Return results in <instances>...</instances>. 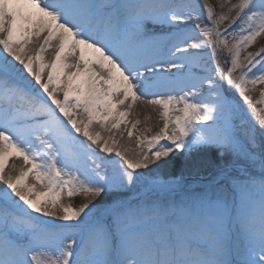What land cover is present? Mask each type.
I'll use <instances>...</instances> for the list:
<instances>
[{
  "label": "snow or ice",
  "instance_id": "6c2138e0",
  "mask_svg": "<svg viewBox=\"0 0 264 264\" xmlns=\"http://www.w3.org/2000/svg\"><path fill=\"white\" fill-rule=\"evenodd\" d=\"M218 6L0 0V264H264V0ZM194 152L199 190L162 174Z\"/></svg>",
  "mask_w": 264,
  "mask_h": 264
},
{
  "label": "rangeland",
  "instance_id": "374dc122",
  "mask_svg": "<svg viewBox=\"0 0 264 264\" xmlns=\"http://www.w3.org/2000/svg\"><path fill=\"white\" fill-rule=\"evenodd\" d=\"M210 2L215 7V10L219 12L220 8L218 6V0H210ZM235 2L236 0H232V3ZM225 11H227V9H225ZM261 47H264V35L260 36L253 45L249 46L246 49V51H242L241 56L243 57L246 52H256ZM261 88H264V85H258L257 89L251 93L254 101L256 99H259ZM235 95L237 96V98H239L238 93H235ZM245 107L247 106L245 105ZM257 107H264V105H257ZM194 156L195 152L193 153V158ZM197 161H202V163L199 164L197 167H194L193 171H187L183 166V157L181 155H178L177 160L173 162V165L167 169L164 175L182 177L183 183L186 186L195 190H199L200 186L205 183L212 174L215 173V164L214 158L211 156V154H208L207 157H205L203 154H199ZM28 178L35 179L32 175H30ZM63 199L65 203L71 202L73 206H78L80 203L83 202L84 197L78 194L72 197L71 201H69L66 196ZM110 199L111 195L105 198V202ZM177 199H179V196L177 197Z\"/></svg>",
  "mask_w": 264,
  "mask_h": 264
},
{
  "label": "bare ground",
  "instance_id": "6f19581e",
  "mask_svg": "<svg viewBox=\"0 0 264 264\" xmlns=\"http://www.w3.org/2000/svg\"><path fill=\"white\" fill-rule=\"evenodd\" d=\"M40 42H42V39L38 40V38H36V37L32 38V43L27 46L28 48H30L32 50V52L30 54L35 52V50H36V48H38V45H39ZM53 43H55V42H53ZM51 59H52V49L49 48L45 52V60L47 62V61H49ZM49 70L50 69H48V68H46L44 70L45 78H46L47 72ZM66 71H67V69H66ZM60 98L61 99L63 98L62 93L60 94ZM77 111L82 113V110H77ZM158 113H159V108L157 106L148 105L146 103H143V104L138 103L135 106V108H134V114L129 117V119L138 118L141 121V124L138 125L137 129L134 130V131H138V130L142 129L146 124L148 126H150L153 129V131L157 130L158 127L161 124V121L159 119ZM96 127H97V131H100L101 135L104 138H108L109 133H108V131L106 129L100 128L98 125ZM109 127H110V124H109ZM120 131L124 132V136L120 137L119 134H117V136L115 138L118 139L122 144H131L132 147H135V141L134 140L129 141V139L127 137V131H126L125 125H121V128H120V130H118V132H120ZM198 157H199V153H195V156H194L193 159L197 160ZM13 165H15V169L14 170H13ZM21 167H26L24 165L23 159L22 158L13 157V158H11L8 161V164H7V167H6V171L12 170L13 171V175H18L19 174V170H20ZM193 168L194 167H185V169L187 171H193ZM167 169L168 168L163 169L162 170V174L166 173ZM27 181L29 183H32V182H35V179L27 178ZM3 187H4L3 181H0V190H2ZM41 190H43V186L42 185H38L37 186V191H41Z\"/></svg>",
  "mask_w": 264,
  "mask_h": 264
}]
</instances>
